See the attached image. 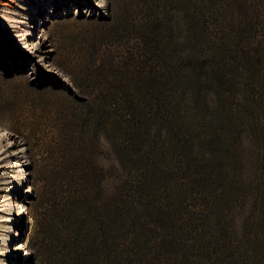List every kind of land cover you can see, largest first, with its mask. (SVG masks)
<instances>
[{
    "label": "rangeland",
    "instance_id": "rangeland-1",
    "mask_svg": "<svg viewBox=\"0 0 264 264\" xmlns=\"http://www.w3.org/2000/svg\"><path fill=\"white\" fill-rule=\"evenodd\" d=\"M0 264H264V0H0Z\"/></svg>",
    "mask_w": 264,
    "mask_h": 264
}]
</instances>
